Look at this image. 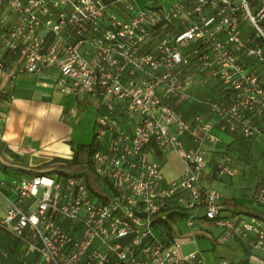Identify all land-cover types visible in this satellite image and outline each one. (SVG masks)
<instances>
[{
	"label": "built area",
	"instance_id": "obj_1",
	"mask_svg": "<svg viewBox=\"0 0 264 264\" xmlns=\"http://www.w3.org/2000/svg\"><path fill=\"white\" fill-rule=\"evenodd\" d=\"M263 18L264 1L254 13L247 0H172L169 8L143 9L134 0H0V98L12 99L3 81L13 85L20 75L53 69L59 94L97 101L102 112L90 169L106 195L91 192L83 175L40 170L0 180V232L15 245L12 252L0 247V264H206L198 250L181 253L184 236L172 229V212L183 214L192 239L198 224L217 226V244L236 238L261 255L264 220L222 217L219 194L200 177L207 167L202 144L215 141L213 127L244 138L264 135V74L238 63L252 56L264 63ZM242 20L261 45L243 43ZM192 54L226 82L225 100L201 104L213 124L197 115L188 122L166 103L193 83L182 76ZM251 115L262 117V129ZM187 136L194 147H186ZM150 148L176 153L183 176L166 181ZM217 175L233 177L234 170L226 163ZM251 200L264 205V181ZM165 222L171 231H163Z\"/></svg>",
	"mask_w": 264,
	"mask_h": 264
},
{
	"label": "crops",
	"instance_id": "obj_2",
	"mask_svg": "<svg viewBox=\"0 0 264 264\" xmlns=\"http://www.w3.org/2000/svg\"><path fill=\"white\" fill-rule=\"evenodd\" d=\"M56 76L57 71L51 69L42 74L20 75L13 85L7 81L2 82V86L12 99L0 98V158L9 161L6 164L0 161V180H5L8 176L11 179L16 173L23 175L22 170L32 169L25 166L22 157L40 153L49 157L68 159L76 146L87 145L92 141L95 122L102 109L97 101L86 96L59 94L54 89ZM175 102L176 104H172V107L176 108L185 120L191 121L194 116L204 113L203 109L196 104H186L180 100ZM115 112L122 126L127 129V122L121 114L119 103L115 105ZM75 113L77 118L73 117ZM30 131L31 136H38L41 141L34 144L27 143L26 138ZM216 136L222 141L233 140L229 133L216 132ZM205 144L209 147L207 142ZM149 152L163 163L162 173L166 181L182 177L185 172V163L177 154L168 152L161 156L153 148H150ZM208 161L209 164L202 173L200 182L204 187L225 195L224 199L220 197L218 199L222 207L221 216L229 217L237 213H246L264 218V205L255 206L249 198L245 197L246 186L244 184L239 186L234 182L231 185L216 181L214 179L217 176L216 171L211 173L210 158ZM9 174H12L11 177ZM3 192L9 194L5 186ZM0 203H2L0 216L2 218L6 203L1 196ZM170 222L172 229L184 236L182 254H185L184 247L190 246L191 250L196 249L201 253L206 264L221 260L228 264H264V252L256 255L251 252L249 246L236 238H231L223 245L217 244L215 239L223 234L221 227L198 224V232L192 239L185 225L183 228L178 227L182 222L184 223L182 213L172 212ZM249 239L253 237L250 236Z\"/></svg>",
	"mask_w": 264,
	"mask_h": 264
},
{
	"label": "rangeland",
	"instance_id": "obj_3",
	"mask_svg": "<svg viewBox=\"0 0 264 264\" xmlns=\"http://www.w3.org/2000/svg\"><path fill=\"white\" fill-rule=\"evenodd\" d=\"M263 1L264 0H247L251 12L255 13L261 7V4H263ZM134 2L136 6L141 9L151 8L156 6L169 8L172 3V0H134ZM262 24L264 25V18L262 19ZM238 30H239V37L241 40H243V43L247 42V39L249 38V41L247 42L248 46L254 47V45L255 46L261 45L260 40L255 38L252 27L245 20H242L240 22ZM182 48L186 49L187 51L190 50L189 47L188 48L182 47ZM195 57L196 55L192 54L190 61L186 66L187 71L182 75L191 78L193 83L188 87L181 89L180 91L181 93L178 94V96L168 98V100H166V103L168 102L171 107L172 104H176L175 102L176 100H180L182 102H185L186 104H196L199 107H201L204 111V113H200L197 116H201V118L205 123L213 124L215 121V116L209 111L207 106L201 104H211V103L219 102L221 100H225L223 95H224L226 82L218 78L215 79L211 70L202 69V65H201L202 62L198 63ZM249 59L250 60H240L238 63L248 69L253 67L259 68L261 72L260 74H264V63L263 62H262L263 64L260 63L253 56L250 57ZM142 81H139V83ZM160 90L162 91L163 88H160L159 91ZM249 117L253 122L252 123L253 126L262 129V117L260 118L258 116H252V115ZM74 118H77L76 113L74 114ZM127 125H128L127 130L129 131V129L132 127V124L128 123ZM216 132H220V131L217 130L215 127H213L210 133L216 139L215 141H210V140L206 141L207 144H209V147L208 145L205 144L206 142L202 144V149L205 152L207 165L209 164L208 160L210 158L211 173H214L216 171V175H217V170L219 169V167L226 165L227 163L228 166H231L232 169L234 170V175L233 177H226V176L219 177L217 175L216 178L214 179L220 183H230L231 185L232 182L239 184V186L240 185L243 186L244 184V186H246L245 188L247 191L246 196L245 195L244 196L249 198L251 203L253 204L251 200L252 194L255 191V189H257L260 185H262V181L264 179V135H262L261 132L254 137L244 138L241 135L239 136L236 134H231L229 132H220L225 134L226 133L231 134L233 140L230 142L226 140L224 141L218 140L216 136ZM39 141H41V139H39L38 136L37 137L31 136V131H30L26 138V142L30 144H34V143H38ZM195 145L196 144L194 143V141H192L190 137L187 136L186 147L190 148V147H194ZM22 158H23L22 160L25 162V166L31 167L32 169L39 168L40 170L42 169L50 172L53 169L59 168L60 170L69 173H74L77 172L78 170V168L75 170H69L67 168L69 160L71 159V155L68 159H66L64 157H49L44 154L36 153L35 155L22 157ZM56 160H60V161L56 162ZM86 161H87L86 158L79 159L80 163H84ZM164 170L165 167L163 169V172ZM52 174L55 173H53L52 171ZM9 175L11 177L12 174ZM20 175L19 174L17 175L16 173L12 176V178H16V176L21 177ZM9 180L10 178L8 176L5 179V181L8 182ZM5 189L9 191L8 186H5ZM215 192H218L220 194L219 195L220 198L224 199L225 195H223L219 191H215ZM1 208H2V203H0V216L2 215ZM184 225L185 223L182 222L178 227L183 228ZM6 237L7 236L5 234L0 232V247L3 246L5 247V245H7L8 247L13 246V241L11 239L9 241L8 239H6ZM182 248L183 247H181V250ZM191 249L192 248H190V246L188 248L184 247L183 253L188 254L189 252L196 250V249L193 250Z\"/></svg>",
	"mask_w": 264,
	"mask_h": 264
},
{
	"label": "trees",
	"instance_id": "obj_4",
	"mask_svg": "<svg viewBox=\"0 0 264 264\" xmlns=\"http://www.w3.org/2000/svg\"><path fill=\"white\" fill-rule=\"evenodd\" d=\"M173 109H175L177 111L176 108L173 107ZM94 150H95V145H94V137H93L92 141L89 144H87V145H78L73 150V154L71 156V159L69 160L67 168L69 170H75V169L78 168L77 172L69 173V172H66V171H62L59 168L53 169L52 171L55 174L64 175V176H69V175H78L79 176V175H83L85 177L88 189L91 192H93L96 196H98L100 198H106V195L102 196L100 194V193L103 192V190L100 189V185L98 183V179L94 176L93 172L90 169V157H91L92 153L94 152ZM80 158H86L87 161L84 162V163H80L79 162ZM58 161H60V160H56V162H58ZM39 170H40L39 168H34V169H31V170H22V171H24L25 175L29 176V175L38 173ZM52 171H50L49 174H52ZM263 181H264V179H263ZM247 215L258 217V218L264 220L263 217H260V216L255 215V214H247ZM164 224H165V226H163V231H165V232L166 231H171V226L166 225V222ZM6 239H8L10 241L9 238L6 237ZM14 246H15L14 244L11 247H8L7 245H5V247L10 252L13 251Z\"/></svg>",
	"mask_w": 264,
	"mask_h": 264
}]
</instances>
